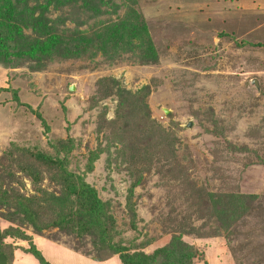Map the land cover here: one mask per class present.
Wrapping results in <instances>:
<instances>
[{
	"label": "rangeland",
	"instance_id": "rangeland-1",
	"mask_svg": "<svg viewBox=\"0 0 264 264\" xmlns=\"http://www.w3.org/2000/svg\"><path fill=\"white\" fill-rule=\"evenodd\" d=\"M13 6L8 26L16 29L6 43L0 36L1 190L36 193L23 169L29 152L54 155V146L71 143L68 168L110 202L115 239L152 253L180 236L198 250L193 264H264V0ZM143 128L173 148L170 155L152 148L145 169L142 153L131 150L136 140L143 148ZM97 147L101 153L85 173ZM174 168L181 188L193 182L229 202V217L213 236L179 231L185 190L169 186ZM36 185L58 192L46 174ZM9 209L0 206L8 264H41L26 251L30 242L49 264H121L117 255L95 260L90 233L36 231L20 215L4 217ZM189 211L200 232L217 226L208 213ZM10 226L31 241L4 235Z\"/></svg>",
	"mask_w": 264,
	"mask_h": 264
},
{
	"label": "trees",
	"instance_id": "trees-1",
	"mask_svg": "<svg viewBox=\"0 0 264 264\" xmlns=\"http://www.w3.org/2000/svg\"><path fill=\"white\" fill-rule=\"evenodd\" d=\"M14 2H20V0H0V23L3 26H0L2 29L0 30V36H2L5 43L8 41L7 36L9 33L16 29L13 25L8 26L7 16V14H10L8 11L11 12L13 9ZM115 27L121 29L120 26L115 25ZM123 95L125 94L120 95L119 102L124 105L125 98H123ZM129 110L135 109L130 108ZM113 127H116V125L114 124ZM143 129L141 131L143 135L145 134L142 142L143 148L140 149V147L136 146H141L140 142L136 140V145H132L131 143V150L135 153L134 148H136L138 153H142L140 156L143 155L145 160L144 162L142 160L140 166L145 169L147 163H149L148 157L150 155L149 153L152 152V148L166 155L172 154L173 148H171V144L165 138L166 136L160 137L159 133L154 141L148 135L147 130L145 128ZM159 140L162 143L157 145V141ZM163 144H165L164 149L162 147ZM71 147V143L54 146V155L39 150L29 152L30 161L26 163V167L23 169L25 174L32 180L33 190L36 193L25 195L17 190L2 191L0 188V206H7L13 209V212H8L10 215H1L9 220L12 219L13 215H20L36 231L53 226L66 229L68 232L77 236L90 233L92 234L94 249L97 252L95 260L98 261L117 255L121 264H193L192 257L198 254V250L192 245L181 241L180 236L172 237L167 245L155 249L152 253H146L134 245L131 247L130 244L133 242L125 244L121 239H115L118 230L116 220L111 211L110 202L108 200H102L98 196L96 189L85 181L84 174L75 173L68 168V154L71 151ZM62 152L63 155L61 156L60 154ZM100 153L101 149L99 147L88 152L84 168L85 173L92 172L93 165ZM167 173L171 177V183L169 184L171 188L185 190V193L180 199V203L185 205L186 208L185 210H180L181 222L178 221L180 225L179 231L182 233L192 232L201 236L211 233L210 235L213 236L218 230V227H224L225 221L227 220L226 217H229L226 210L229 207V202L222 200L219 196H215L212 192H208L202 187H196L193 182H190L188 185V181H186L184 182L185 189L181 188L180 186L182 185L176 181L178 173L175 168L167 171ZM43 174H46L49 180L58 186L57 193L47 191L41 188V186L36 185L41 181ZM130 194L131 190L129 191L127 204L132 209ZM189 210L201 217L208 213V219L211 222H216L217 226H211V230L200 232L198 228L189 224L188 215L185 214H188ZM132 227L135 228L133 222ZM4 235H11L21 240L31 241L30 236L22 229L13 228L12 226L5 229ZM29 244L31 245L28 249L25 248L26 251L38 259L41 264H49L33 243L30 242ZM0 253H3L8 261L10 252H8L7 246H2Z\"/></svg>",
	"mask_w": 264,
	"mask_h": 264
},
{
	"label": "water",
	"instance_id": "water-1",
	"mask_svg": "<svg viewBox=\"0 0 264 264\" xmlns=\"http://www.w3.org/2000/svg\"><path fill=\"white\" fill-rule=\"evenodd\" d=\"M251 84H252L257 90H259V84H258V82H257L256 79L251 80ZM163 111H164L165 113L168 112L167 109H163ZM187 126H190V123H188ZM7 263H8V261H7V258L5 257V255H4L3 253H0V264H7Z\"/></svg>",
	"mask_w": 264,
	"mask_h": 264
}]
</instances>
